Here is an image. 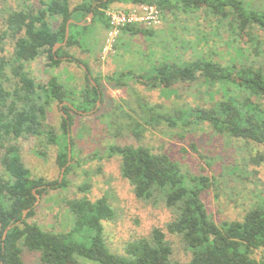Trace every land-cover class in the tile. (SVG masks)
<instances>
[{
	"label": "trees",
	"instance_id": "1",
	"mask_svg": "<svg viewBox=\"0 0 264 264\" xmlns=\"http://www.w3.org/2000/svg\"><path fill=\"white\" fill-rule=\"evenodd\" d=\"M114 2L128 6L156 4L162 13L201 11L215 17L218 24L226 22L235 40L242 34L246 39L248 36L255 52V60L251 63L244 61L245 56L225 64L206 55L186 61L165 55L164 61L153 65L150 74L137 75L128 70L106 78L115 81L117 87L126 86V78H135L151 88L164 89L178 83L190 87L203 80L208 86L216 87L220 94L214 104L180 108L175 114H162L155 107L144 104L149 116L148 119L144 117V121L149 124L165 120L172 127L208 122L221 134L264 144V49L261 50L259 36V31H264V1L82 0L74 8H71L70 0H40L39 6L25 1L8 11L6 27L0 34V39L8 38L14 44L11 58L0 54V264H23L25 248L39 253L46 264H83L81 259L97 264H264V255L257 257V250L264 248V198L252 203L242 220L217 223L202 195L217 187L218 179L208 174L186 173L170 155L155 153L143 144H111L107 154L121 158V173L138 198L156 205L164 203L171 210L173 219L167 223V229L180 236L185 248L192 253L190 260L174 259L171 241L161 228H154L148 236L128 242L125 253L113 252L105 239L103 221L113 219L114 209L105 196L95 201L86 196L69 200L74 220L70 230H47L30 221L36 214V193L42 197L50 189L68 186L67 175L73 167V164L68 165L69 133L74 124L72 112H88L97 105L102 95L100 82L103 77L92 76L90 69L86 73L88 86L81 90L79 100L56 75L46 82H37L31 76L27 62L44 55L47 65L57 67L64 61L63 57H67L68 62H82L90 68L88 62L68 51L71 46H80L72 26L86 21L93 12L91 24L99 21L108 30L106 10ZM54 15L62 18L57 28L48 20V16ZM71 19L75 22L70 23L66 44L54 51V47L65 40L66 25ZM125 32L154 33L153 29L137 26L124 27L122 33ZM240 50L244 54V49ZM55 101L61 103L65 112L58 154L60 167H66L65 175L62 180L60 177L55 180L34 178L22 159L17 141L45 135L50 142H60L47 123L49 108ZM104 117L112 135L131 132L141 140L145 130L141 122L126 123L116 108ZM70 139L73 160L75 141L71 135ZM193 148L197 150L195 145ZM238 169L239 166H234L230 172L235 173ZM82 188L88 189V186ZM26 210L27 215L23 218ZM10 225L13 226L3 238Z\"/></svg>",
	"mask_w": 264,
	"mask_h": 264
},
{
	"label": "rangeland",
	"instance_id": "2",
	"mask_svg": "<svg viewBox=\"0 0 264 264\" xmlns=\"http://www.w3.org/2000/svg\"><path fill=\"white\" fill-rule=\"evenodd\" d=\"M25 1L40 5V0H0V34L6 27L4 23L8 11ZM81 1L70 0L71 8ZM122 4L125 3L114 2L106 12L126 7ZM48 20L54 28L62 22L58 15L48 16ZM88 20L89 16L86 18ZM91 22H77L72 26V32L79 37L80 46H71L68 51L88 62L90 68L86 67L92 70V76L103 77L100 82L101 99L88 112H72L74 124L70 135L75 141V157L69 164H73V167L67 175L68 186L48 190L40 198L36 214L30 221L47 230L64 232L74 224L69 200L86 196L95 201L105 196L114 209L113 219L103 221L105 239L113 252L123 254L128 242L148 236L154 228H161L171 241L174 259L188 261L192 257L191 251L185 248L179 235L167 229V223L173 219L171 210L164 203L156 205L135 195L133 186L121 173V158L116 155L109 157L108 146L143 144L155 153L170 155L186 173L216 177L218 186L206 190L202 198L210 215L217 223H221L225 220H242L252 203L264 198V144L221 134L208 122L172 127L165 120L149 124L144 121V117L149 118L143 108L144 104L155 107L162 114H175L177 109L184 107L214 104L220 94L216 87L208 86L203 80L190 87L178 83L164 89L151 88L135 78L123 79L126 86L117 87L115 81L106 77L118 76L128 70H133L137 75L150 74L153 65L164 61L165 55L183 61L206 55L225 64L245 56L244 61L251 63L255 60L252 43L243 34L235 40L226 22L224 25L218 24L215 17L201 11H176L175 14L163 12L161 24L149 28L154 31L152 35L121 33L115 52L104 55L108 30L99 21ZM259 36L263 50L264 31H259ZM240 48L244 49V54L240 53ZM13 50L14 44L10 39H0L1 55L11 58ZM66 59L57 67H52L47 65L46 56L41 55L27 62V68L37 82H46L52 75L58 76L66 88L75 92L73 96L81 100V90L88 86L86 71L79 64L82 62H68ZM115 108L126 123L135 120L144 125L141 140L131 132L121 136L112 135L104 115ZM62 114L61 103L55 101L49 108L47 123L60 138L59 143L50 142L45 135L29 136L17 141L22 159L34 178L55 180L61 177L58 154L64 132ZM234 166H239L238 171L230 172ZM85 186L88 189L82 188ZM261 255H264V248L257 250V257ZM22 258L23 264H46L41 261L39 253L27 248ZM81 262L97 264L83 259Z\"/></svg>",
	"mask_w": 264,
	"mask_h": 264
},
{
	"label": "built area",
	"instance_id": "3",
	"mask_svg": "<svg viewBox=\"0 0 264 264\" xmlns=\"http://www.w3.org/2000/svg\"><path fill=\"white\" fill-rule=\"evenodd\" d=\"M109 18L108 34L103 48L104 55L115 52L116 42L126 26L157 27L162 22V11L156 4L136 3L106 12Z\"/></svg>",
	"mask_w": 264,
	"mask_h": 264
},
{
	"label": "water",
	"instance_id": "4",
	"mask_svg": "<svg viewBox=\"0 0 264 264\" xmlns=\"http://www.w3.org/2000/svg\"><path fill=\"white\" fill-rule=\"evenodd\" d=\"M93 16H94V13L93 12H91L90 13V15H89V20L88 21H80V22H78V23H80V24H88V23H90L91 21H92V18H93ZM72 22H75V20L74 19H71L68 23H67V25H66V37H65V40L63 41V42H61V43H58L55 47H54V51H56V49L58 48V47H60L61 45H65L66 44V42H67V40H68V38H69V35H70V23H72ZM64 59H66L67 57H63ZM80 65H81V67L86 71V73H89V71H90V69H88L87 67H86V65L85 64H83V63H79ZM89 76L91 77V75L89 74ZM62 106V105H61ZM63 114L65 115V112L63 111ZM68 147H69V163H68V165L70 164V162H71V155H72V145H71V139H70V133H69V145H68ZM65 166L64 167H62V173H61V177H60V180H62L63 179V175H64V172H65ZM35 191V193H36V190H34ZM36 196H37V201H36V205L39 203V201H40V195L39 194H37L36 193ZM27 211L28 210H26L25 212H24V215H23V218H25L26 217V215H27ZM13 225H10L5 231H4V235H3V238H6V235H7V233H8V231H9V229L12 227Z\"/></svg>",
	"mask_w": 264,
	"mask_h": 264
},
{
	"label": "crops",
	"instance_id": "5",
	"mask_svg": "<svg viewBox=\"0 0 264 264\" xmlns=\"http://www.w3.org/2000/svg\"><path fill=\"white\" fill-rule=\"evenodd\" d=\"M122 5H124V6H126V7L128 6L127 4H122Z\"/></svg>",
	"mask_w": 264,
	"mask_h": 264
}]
</instances>
